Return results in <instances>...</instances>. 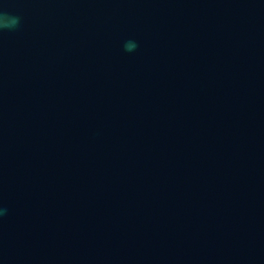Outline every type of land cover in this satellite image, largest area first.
I'll list each match as a JSON object with an SVG mask.
<instances>
[{
    "label": "water",
    "instance_id": "1",
    "mask_svg": "<svg viewBox=\"0 0 264 264\" xmlns=\"http://www.w3.org/2000/svg\"><path fill=\"white\" fill-rule=\"evenodd\" d=\"M0 10V264H264V0Z\"/></svg>",
    "mask_w": 264,
    "mask_h": 264
},
{
    "label": "clouds",
    "instance_id": "2",
    "mask_svg": "<svg viewBox=\"0 0 264 264\" xmlns=\"http://www.w3.org/2000/svg\"><path fill=\"white\" fill-rule=\"evenodd\" d=\"M21 18L17 15H12L8 12H5L3 10H0V31L4 29L8 30H15L20 25ZM138 45L135 41H126L124 43V49L125 51L132 52L134 51Z\"/></svg>",
    "mask_w": 264,
    "mask_h": 264
}]
</instances>
